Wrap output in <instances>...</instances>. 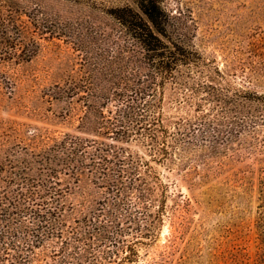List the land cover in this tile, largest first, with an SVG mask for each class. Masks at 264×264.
Returning <instances> with one entry per match:
<instances>
[{
	"label": "trees",
	"instance_id": "obj_1",
	"mask_svg": "<svg viewBox=\"0 0 264 264\" xmlns=\"http://www.w3.org/2000/svg\"><path fill=\"white\" fill-rule=\"evenodd\" d=\"M45 1L0 0V65L31 63L43 39L67 42L85 71L45 87L36 110L77 125L0 131V264L137 262L167 215L157 167L193 185L241 182L257 203L255 254L230 261L264 264V93L251 87L264 80V37L221 69L186 43L161 0L103 11L112 25L93 37Z\"/></svg>",
	"mask_w": 264,
	"mask_h": 264
},
{
	"label": "rangeland",
	"instance_id": "obj_2",
	"mask_svg": "<svg viewBox=\"0 0 264 264\" xmlns=\"http://www.w3.org/2000/svg\"><path fill=\"white\" fill-rule=\"evenodd\" d=\"M45 5L53 15L77 21L88 32L96 31L98 25H112L103 12L107 9L130 6L138 11L134 0H46ZM161 6L170 23L185 33L186 43L221 69L246 59L251 43L264 37V0H161ZM40 43V53L31 63L0 65V131L16 126L60 134L77 125L55 119L52 113L41 117L36 109L45 87L84 73L85 68L77 64L81 56L63 40ZM251 87L264 93V80ZM173 99L169 91L164 105L169 116L178 113ZM61 108L62 104L53 110ZM157 169L169 186L167 215L157 240L137 247L139 258L133 264H231L233 253L243 259L255 254L257 203L241 182L234 177L225 181L230 174H224L193 185L184 172Z\"/></svg>",
	"mask_w": 264,
	"mask_h": 264
}]
</instances>
